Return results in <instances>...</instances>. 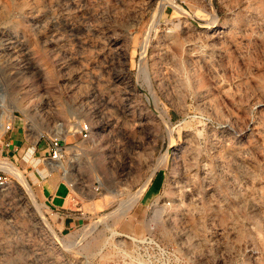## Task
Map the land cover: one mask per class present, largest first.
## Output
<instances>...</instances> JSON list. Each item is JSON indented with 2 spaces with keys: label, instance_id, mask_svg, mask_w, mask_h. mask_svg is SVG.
Instances as JSON below:
<instances>
[{
  "label": "rangeland",
  "instance_id": "obj_1",
  "mask_svg": "<svg viewBox=\"0 0 264 264\" xmlns=\"http://www.w3.org/2000/svg\"><path fill=\"white\" fill-rule=\"evenodd\" d=\"M175 1L0 0V264H264V0ZM10 120L60 132L80 224Z\"/></svg>",
  "mask_w": 264,
  "mask_h": 264
},
{
  "label": "crops",
  "instance_id": "obj_2",
  "mask_svg": "<svg viewBox=\"0 0 264 264\" xmlns=\"http://www.w3.org/2000/svg\"><path fill=\"white\" fill-rule=\"evenodd\" d=\"M18 124L19 122H15L14 129L5 133L3 137L10 141L11 145L8 146V149H15L14 153L20 156V149H27L30 144L24 128ZM21 157L26 159L25 155H21ZM37 177L38 175L34 174L37 183L35 191L45 203L49 214L53 216V218L51 217L53 223L67 228L80 224L84 218V206L86 207V205L76 200L77 193H75L74 199H71V189L59 173L53 171L41 179Z\"/></svg>",
  "mask_w": 264,
  "mask_h": 264
},
{
  "label": "built area",
  "instance_id": "obj_3",
  "mask_svg": "<svg viewBox=\"0 0 264 264\" xmlns=\"http://www.w3.org/2000/svg\"><path fill=\"white\" fill-rule=\"evenodd\" d=\"M13 121H8L4 125V133L12 131L14 128L13 126ZM79 137L81 139H87L90 136V133L92 131V125L89 121H81L78 123L77 128L75 130ZM27 140L30 144V147L33 148L32 153L34 154L36 150H38V144L42 140L43 142V147L38 150L39 152V161H41L45 166H46V171H40L38 172V175L40 177H46L49 174H51L53 171L60 170L61 171V178L66 181L68 187L74 188V182L68 178H63L65 176V171L63 167H57L55 168L54 164L57 163V161H62V159L65 156V148L63 144V140L60 136V132L54 131L52 133H45L42 132L39 134V136L34 139H30L27 137ZM10 141L5 140V146H10ZM28 147L26 150L28 151ZM15 150V149H14ZM9 187V179L7 175L2 171L0 172V190H4Z\"/></svg>",
  "mask_w": 264,
  "mask_h": 264
},
{
  "label": "bare ground",
  "instance_id": "obj_4",
  "mask_svg": "<svg viewBox=\"0 0 264 264\" xmlns=\"http://www.w3.org/2000/svg\"><path fill=\"white\" fill-rule=\"evenodd\" d=\"M170 2H172L174 5H177L179 9L182 10L183 6L180 5L179 3H177L175 0H169ZM187 13V12H186ZM4 130V129H3ZM63 161H57V163H62ZM4 162H0V164H3ZM56 163V164H57ZM5 164V163H4ZM13 166V165H12ZM7 167V166H6ZM14 168V167H13ZM9 169L18 177V179L21 181V184L26 188L27 191H29L30 193H32V188L30 187V184L28 182V179H26L25 175L21 172H19L18 170H15L16 168L12 169L9 167ZM33 195V193H32ZM130 207H128L129 209Z\"/></svg>",
  "mask_w": 264,
  "mask_h": 264
}]
</instances>
